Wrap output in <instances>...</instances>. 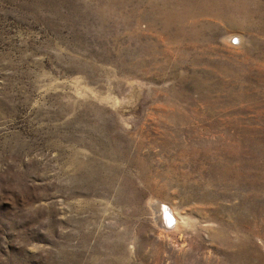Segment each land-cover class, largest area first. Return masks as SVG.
Segmentation results:
<instances>
[{
    "label": "rangeland",
    "instance_id": "obj_1",
    "mask_svg": "<svg viewBox=\"0 0 264 264\" xmlns=\"http://www.w3.org/2000/svg\"><path fill=\"white\" fill-rule=\"evenodd\" d=\"M0 264H264V0H0Z\"/></svg>",
    "mask_w": 264,
    "mask_h": 264
},
{
    "label": "bare ground",
    "instance_id": "obj_2",
    "mask_svg": "<svg viewBox=\"0 0 264 264\" xmlns=\"http://www.w3.org/2000/svg\"><path fill=\"white\" fill-rule=\"evenodd\" d=\"M153 206H155V204ZM156 206H158V205H156ZM159 206L161 208L160 211L158 209H155L156 210V213L154 214L155 215V219H156V221L155 220L154 221L157 223L158 228L161 227V229H163V230L164 229H171L172 228L171 227L172 225H174V226L177 227V226H180L181 224H183L185 222V219L183 218V213H181L177 207L172 206L170 204H167L165 202H160ZM255 253H256V251H255ZM256 255H258V254H256Z\"/></svg>",
    "mask_w": 264,
    "mask_h": 264
}]
</instances>
